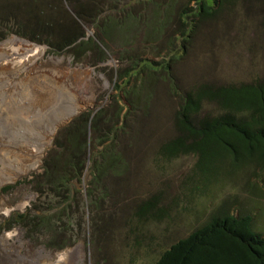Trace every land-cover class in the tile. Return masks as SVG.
Segmentation results:
<instances>
[{"label":"rangeland","instance_id":"1","mask_svg":"<svg viewBox=\"0 0 264 264\" xmlns=\"http://www.w3.org/2000/svg\"><path fill=\"white\" fill-rule=\"evenodd\" d=\"M205 1L211 14L197 17L194 0H73L85 23L64 0H0V16L20 23L0 17V44L46 48L32 74L0 69V182L40 161L0 185V264H50L78 248L82 264H157L220 210L251 216L264 235L260 159L164 150L181 136L186 92L264 79V0ZM76 32L85 37L67 46ZM78 101L88 106L38 156ZM84 153L80 180L45 185L50 155L70 180L67 161Z\"/></svg>","mask_w":264,"mask_h":264},{"label":"trees","instance_id":"2","mask_svg":"<svg viewBox=\"0 0 264 264\" xmlns=\"http://www.w3.org/2000/svg\"><path fill=\"white\" fill-rule=\"evenodd\" d=\"M64 1L72 5L79 21L89 23L84 8H78L73 0ZM194 1L199 7L197 17L211 14L212 7L205 0ZM218 1L224 0H215V4ZM39 10L40 6L36 12ZM0 17L12 19L14 23L19 20V15L14 12ZM33 19L38 26L39 14ZM15 24L20 25L19 21ZM40 24L46 25L43 21ZM77 33L74 37L73 33H68L64 40H67V46H74L85 37L83 32ZM209 104L218 108L206 112ZM177 121L181 136L164 146L166 152H195L203 161L213 158L215 148H218L236 160L260 159L264 165V79L253 84L205 85L188 91L182 96ZM56 146L62 147L59 143ZM59 167L61 169L59 159L50 155L46 162L45 185L54 187L58 184L59 187L80 180L86 167V154L82 157L72 155L67 161L65 167L70 180L65 178L66 174L59 175ZM147 211L145 205L141 216ZM157 264H264V235L254 230L251 216H236L228 210H220L205 225L166 251Z\"/></svg>","mask_w":264,"mask_h":264},{"label":"bare ground","instance_id":"3","mask_svg":"<svg viewBox=\"0 0 264 264\" xmlns=\"http://www.w3.org/2000/svg\"><path fill=\"white\" fill-rule=\"evenodd\" d=\"M45 57L46 48L44 46H39L17 37H14L13 39L8 40L3 44H0V69L3 71L12 70L16 75L17 73L22 71L28 74H32V72L37 67V62L41 59H44ZM50 59L52 60V62H62V59L59 58L51 57ZM85 102L78 101L75 106L63 117V119L54 124V127L50 130L48 136H46L47 138L44 142L43 147L37 152L38 156L42 157L44 155L46 148L52 144V137L56 134V132L63 124L70 120L72 114H79L85 107L88 106ZM39 164L40 161L28 167L20 174L18 173L17 175H13L12 177L2 180L0 182V185L16 181L19 177L27 174L28 172L36 170ZM26 205H28L27 201L24 202L23 206ZM11 236H13L12 233L6 235V237ZM78 250L79 248L61 253L57 256L55 261L51 262L50 264H82L81 261H78L79 257L77 258Z\"/></svg>","mask_w":264,"mask_h":264},{"label":"water","instance_id":"4","mask_svg":"<svg viewBox=\"0 0 264 264\" xmlns=\"http://www.w3.org/2000/svg\"><path fill=\"white\" fill-rule=\"evenodd\" d=\"M79 114L77 113V114H72V116H71V118H70V120L68 121V122H66L65 124H63L59 129H61L62 127H64V126H66L68 123H70L73 119H75V117H77ZM56 134H57V132H56ZM55 134V135H56Z\"/></svg>","mask_w":264,"mask_h":264}]
</instances>
